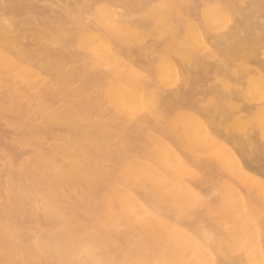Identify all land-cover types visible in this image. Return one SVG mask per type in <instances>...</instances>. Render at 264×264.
Instances as JSON below:
<instances>
[{
  "label": "bare ground",
  "instance_id": "6f19581e",
  "mask_svg": "<svg viewBox=\"0 0 264 264\" xmlns=\"http://www.w3.org/2000/svg\"><path fill=\"white\" fill-rule=\"evenodd\" d=\"M0 113V264H264V0H0Z\"/></svg>",
  "mask_w": 264,
  "mask_h": 264
},
{
  "label": "rangeland",
  "instance_id": "374dc122",
  "mask_svg": "<svg viewBox=\"0 0 264 264\" xmlns=\"http://www.w3.org/2000/svg\"><path fill=\"white\" fill-rule=\"evenodd\" d=\"M204 82V83H203ZM200 81V83H198V85H200V86H197L196 88H194L193 89V100H194V102H195V105L196 106H194V107H192V109H191V111H190V109H188L189 111H188V121L189 122H193L194 120V118H196V117H205V114H206V111H207V109H208V104H209V101H210V99L211 98H213V97H216V96H220V94L219 93H223V91H224V88L223 87H221V86H218L217 84L218 83H216V81L214 80L213 81V79L210 77V78H208V79H206V80H204V81ZM206 82V83H205ZM209 82H211V83H209ZM213 84H215V85H213ZM205 85V86H204ZM211 85H213V86H211ZM217 85V86H216ZM203 86V87H202ZM206 87H208L207 89H206ZM212 87V88H211ZM217 87H219V88H216ZM223 88V89H222ZM217 90V92H218V94L216 93V90ZM201 90V91H200ZM202 90L204 91V92H202ZM206 90V91H205ZM208 90V91H207ZM211 90H214V91H211ZM195 91V92H194ZM199 91V92H198ZM196 92H197V95H196ZM202 92V93H201ZM205 92H207L206 93V97H205ZM210 92V93H209ZM213 92V93H212ZM215 92V93H214ZM201 93V94H200ZM204 94V95H203ZM216 94V95H215ZM201 95V96H200ZM203 95V96H202ZM196 97V98H195ZM199 97H200V99H199ZM204 97V98H203ZM206 100V102H205V100ZM200 100V101H199ZM208 101V102H207ZM240 102H242V100H239ZM224 108V107H223ZM194 109V110H193ZM202 110V111H201ZM195 112V113H194ZM192 113V115H191V117L192 118H190V114ZM197 114V115H196ZM200 114V115H199ZM2 116V117H1ZM7 116V117H6ZM196 116V117H195ZM192 119V120H191ZM4 120H6V121H4ZM12 120H14V119H12V118H10L8 115H6V114H4V113H0V123L2 124H4L5 126H1V124H0V134H1V136H0V181H3L5 178H6V176H7V169H8V163L11 161V162H13V164H15V165H19V163H20V161H21V159L23 158V157H25L28 153L26 152V150L19 144V136L18 135H20L19 134V130H17V129H15L13 126L11 127V125H9L10 123L8 122V121H12ZM9 125V126H8ZM3 127H5V129L3 128ZM9 128V129H8ZM6 130L8 131V133H6ZM9 130H10V132L12 131L13 132V134H11V133H9ZM17 130V131H16ZM4 131V132H3ZM15 132H17L18 133V135H17V133H15ZM6 133V134H5ZM15 133V134H14ZM3 134V135H2ZM5 134V135H4ZM6 135H7V137L8 138H10V139H8L7 137H6ZM12 136V137H11ZM15 137V138H14ZM2 138V139H1ZM16 140H18V141H16ZM3 141V143H1ZM16 141V142H15ZM5 144V145H4ZM11 146H10V145ZM9 145V146H8ZM13 145V146H12ZM2 146H3V148H2ZM6 146H8V147H6ZM14 147H16L17 149H15ZM11 148H13L15 151H12L13 149H11ZM22 149V152L23 151H25V152H23V154H22V152H21V149ZM263 148V147H262ZM24 149V150H23ZM6 150L8 151V152H6ZM12 151V152H11ZM14 152H15V154H17V153H19V154H17L16 156L14 155ZM17 152V153H16ZM27 153V154H26ZM12 154H13V156H12ZM21 154V156H19V158L21 157V159L19 160V161H17V156L18 155H20ZM24 154H26V155H24ZM6 158V159H5ZM13 158V159H12ZM16 158V159H15ZM18 158V159H19ZM14 159L16 160V161H14ZM5 162V163H4ZM3 164V166L1 167V165ZM252 166H254V167H252ZM252 166L251 167H249L250 168V170H248V172L252 175V177H254V178H259V180H264V175L262 176L261 175V171L259 170V168H258V164H256V163H254V164H252ZM258 168V169H257ZM254 169V170H253ZM256 169V170H255ZM252 170V171H251ZM257 170H258V172H257ZM251 171V172H250ZM257 172V173H256ZM259 172H260V174H259ZM256 176V177H255ZM261 176H262V178H261ZM1 189V188H0Z\"/></svg>",
  "mask_w": 264,
  "mask_h": 264
},
{
  "label": "snow or ice",
  "instance_id": "6c2138e0",
  "mask_svg": "<svg viewBox=\"0 0 264 264\" xmlns=\"http://www.w3.org/2000/svg\"><path fill=\"white\" fill-rule=\"evenodd\" d=\"M262 187H264V181H260Z\"/></svg>",
  "mask_w": 264,
  "mask_h": 264
}]
</instances>
